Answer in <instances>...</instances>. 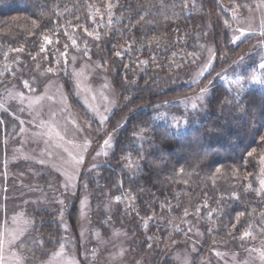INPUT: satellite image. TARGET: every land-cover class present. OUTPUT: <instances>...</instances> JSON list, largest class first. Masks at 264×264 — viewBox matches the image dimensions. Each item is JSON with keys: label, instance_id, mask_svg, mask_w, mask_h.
Returning a JSON list of instances; mask_svg holds the SVG:
<instances>
[{"label": "trees", "instance_id": "1", "mask_svg": "<svg viewBox=\"0 0 264 264\" xmlns=\"http://www.w3.org/2000/svg\"><path fill=\"white\" fill-rule=\"evenodd\" d=\"M229 1L241 4L242 0ZM108 2L117 5L112 10L111 27L107 26ZM149 3L154 5L151 14L143 10ZM159 3L160 0H0V58L10 50L11 59L19 55L20 60L28 61L40 49L43 36L63 38L79 30L90 32V22L103 15V20L96 21L100 39L94 36V41L102 58L113 66L114 89L122 101L111 116V125L121 123L125 117L127 123L116 134L114 154L98 164L101 167L84 176L87 187L80 186V190L89 196V212L97 228L104 230L105 224L111 225L115 220L131 231L132 242L135 239L143 248L149 244L153 246L148 250L153 256L148 264H175L170 251L184 243L192 232L188 223L196 229L197 222L205 237L204 249L193 263L198 264L203 253L213 245L226 244L239 233L256 232L262 227L264 198H258L255 189L264 179V142L261 141L264 137V107H261L264 90L246 88L237 101L225 90L226 85L215 79L211 95L200 103L196 100L199 107L206 110L185 108L188 122L175 137H165L160 122L151 119L152 112L158 109L156 105H161L160 109L183 110L181 104L165 105L164 102L197 96L219 72L234 69L233 62L241 55L247 53L245 61L250 63L260 56L261 50L254 46L258 34L231 43L233 35L224 24L225 20L230 21L231 10L227 4L220 8V0H167L166 10H161ZM173 3L176 4L174 8L171 7ZM184 3L188 4L187 11L182 9ZM143 15H147V19L138 25ZM117 17H122L118 23ZM33 20L38 27L33 28ZM153 36L160 37L158 46L155 42L148 45ZM141 44L145 47L141 48ZM129 45L130 51L116 55ZM208 45L212 51L203 66L209 59H214V63L208 73L198 77L197 73L204 67L193 72L204 61V48ZM193 52L195 57L189 55ZM139 58L147 63L141 64ZM124 97L129 99L126 101ZM241 105H245L244 110ZM6 127L9 130V124ZM141 128L146 129L143 135L150 137L144 144L143 160L134 146L139 141L132 136ZM1 152L0 145V157ZM129 154L142 166L140 174L132 178L130 174L135 168H124L129 160L121 158ZM181 167L185 172L177 175ZM187 173L193 175L189 183L184 184L183 181L189 179ZM1 175L0 190L4 192L10 187L4 188ZM22 178L21 174H16L13 182ZM249 186L252 191L245 193ZM234 192L237 199L231 198ZM114 195L122 197L121 203L114 205ZM128 195L129 202L126 201ZM74 197L76 205L78 194ZM36 200L41 203H35L34 227L31 240L27 242L32 244L34 239H41L47 245L62 234L58 219L60 204L50 205L39 197ZM205 201L207 207H201ZM161 204L165 208L162 209ZM169 204L171 211L167 209ZM197 207L202 211L197 213ZM185 209L192 214L185 217ZM209 212H212L211 217ZM240 212L245 215L237 223ZM153 214L154 218L146 226L144 217ZM67 215L68 224L75 231L76 206ZM161 216L164 219H160Z\"/></svg>", "mask_w": 264, "mask_h": 264}, {"label": "rangeland", "instance_id": "2", "mask_svg": "<svg viewBox=\"0 0 264 264\" xmlns=\"http://www.w3.org/2000/svg\"><path fill=\"white\" fill-rule=\"evenodd\" d=\"M220 1L227 4L226 7L231 10L230 27H227L231 34H238L233 30L241 27L255 29V35L258 34L254 39L256 46L260 39L261 23L264 21V6H261V0H242L241 4L230 3L229 0ZM233 13L235 20L232 19ZM94 19L90 22V32H97L96 21L103 20V15ZM90 32L79 30L76 34L65 35L63 38L45 35L51 42L45 43L43 36L40 49L32 54L28 61L20 60L19 55L11 59L10 50L4 53V58H0V175L3 176L4 188L10 187L4 192L0 190V264H18L17 258L20 264H71L72 261L77 264H148L153 258L148 251L153 246L143 248L135 239L132 242L131 231L117 221L113 220L111 225L105 224L107 227L104 230L97 228L93 216H90L89 196L80 190V186L86 188L85 180L89 175L87 170L91 164H100L107 158L101 156L93 159L99 150V144L116 127L111 125V116L122 105L113 85V66L102 58L94 35H89ZM42 47L44 51H41ZM204 49L205 59L194 74L204 67L203 64L210 55V50L212 51L209 45ZM260 50V56H257L254 62L245 61L248 59L247 53L246 56L245 53L241 55L244 58L243 63L235 64L234 69L227 68L219 72L227 79L217 80L227 86V80L242 77L245 89L252 86L264 90V84L251 82L256 77L264 79V69L258 67L261 57H264V47H260ZM105 61L107 63H104ZM140 61L142 59L139 58ZM49 68L52 69L51 72L47 71ZM245 68L248 71L245 72ZM24 81L29 82L32 90L24 86ZM236 89L237 86L233 85L232 92L235 93ZM113 100L115 105L109 103ZM193 102H196V96L188 98L187 106L181 104L183 110L158 108L152 112V116L166 112L169 116L175 115L179 122L184 123L183 118L188 114L185 108H191ZM91 108L111 117L103 133L97 134L99 121L93 118ZM105 108H111L112 112L105 113ZM90 118L93 122L90 127H86ZM6 124H9V130ZM77 125L84 130H77ZM184 129L185 127L181 130ZM87 137H91L92 143L84 153L85 163L79 166L82 174L73 180L74 191L78 194L76 205L75 197L72 201H66L68 207L65 208L63 216L64 224L67 225V213L76 206L75 231L69 224L66 228L63 226L59 213L62 234L49 244L37 248L33 243L27 242L31 240L34 227L32 213L37 210L33 201H37L36 197H39L51 205L58 203V198H63L65 190L59 185L66 175L73 174L72 157L78 154V146ZM41 160L44 163H40ZM16 174H21L23 178L13 182ZM49 184L53 187L49 188ZM123 195L126 198L125 191ZM116 197L117 195L112 197L114 205L121 203ZM84 198H87L85 216L81 218L80 201ZM129 200L128 195L126 201ZM102 207L106 210V206ZM205 212L207 214V211ZM148 217L150 216L144 217L146 226L149 225ZM262 222L264 225V218ZM195 224L196 229L188 223L192 232L184 243L170 251L175 264H193L204 249V234L199 224ZM21 230L23 235H19ZM81 231L84 233L83 238ZM248 232L250 235L243 239L241 237L245 232L231 238L226 244L213 245L203 253L198 264H264V227L256 232ZM18 235L19 239L13 240V237ZM61 243L64 244L62 255L54 256L53 253L60 251ZM121 249L124 250L122 255L119 254Z\"/></svg>", "mask_w": 264, "mask_h": 264}, {"label": "snow or ice", "instance_id": "3", "mask_svg": "<svg viewBox=\"0 0 264 264\" xmlns=\"http://www.w3.org/2000/svg\"><path fill=\"white\" fill-rule=\"evenodd\" d=\"M42 6H46V5H42ZM261 6H264V0H261ZM89 7H91V5ZM114 7H117V5L113 4L112 2H108L106 4V9H107V12H108V15H109V20L107 22V26L108 27H111V25L113 23L112 10H113ZM153 7H154V5L149 3L147 5V7L145 9H143V10L147 14H151V11H152ZM168 7H169V4L167 3V0H160L159 8L161 10H166V9H168ZM171 7H173V8L176 7V4L173 3L171 5ZM193 7H194V5H193ZM220 8H225V5L221 4ZM182 9L184 11H187L188 10V4L184 3L182 5ZM137 14H139V13H137ZM173 15H176V13H173ZM77 19H79V18H77ZM121 19H122V17H117L116 18V22L118 23ZM146 19H147V15L140 16V20L137 21V24L138 25L143 24V22ZM232 19L233 20L236 19L235 13H233ZM224 24H225V27H230V24H229V22L227 20L224 21ZM32 26H33V28L38 27V23H37L36 20L32 21ZM85 31H87V29H85ZM233 31H234V33H238V34H234L232 36V38H231V43H233V44H236L238 41L242 42L244 38L255 34V29H252L250 27L248 29H245V28L241 27V28H238V29H234ZM89 35H94L97 40L100 39V33L99 32H90ZM159 40H160L159 36H153L151 38V40L148 41V45L150 46L151 44H153L155 42L157 44V46H158ZM44 41H45V43H50L51 42L48 39L47 36L44 37ZM132 43H135V41H133ZM73 44H75V40H73ZM143 47H145V45L141 44V48H143ZM255 47H264V21H262V23H261L260 39H259L258 44ZM130 50H131V45H129L123 51H117L116 55L117 56H122L124 54V52L130 51ZM41 51H44L43 47L41 48ZM210 52H211V50H210ZM61 55H63V53ZM189 55L195 57L196 53L193 52V53H190ZM212 56L214 58V53H212ZM243 60H244V58L241 57L239 60L234 61L233 63L234 64H240V63H243ZM104 63H107V61H105ZM140 63L141 64H145V63H147V61H140ZM213 63H214V59H209L207 61V63L205 64L204 68L199 73H197V76L198 77H203L205 75V73H208L209 69L212 68ZM101 66L102 65H98V67H101ZM124 67L127 69L128 65H124ZM258 67L261 68V69H264V57H261V61H260L259 65H258ZM47 71L51 72L52 69L49 68ZM254 71H255V69H253V72ZM215 79L226 80L227 77L221 76L220 74H217L216 78H214L213 80H209L208 84L204 88L200 89L199 94L196 96V100L197 101H203V100H205V98L207 96L211 95L212 87H213V85L215 83ZM251 82L252 83H257V84H264V79H262L260 77H256ZM133 83H135V82H133ZM233 85L237 86V89H236L235 93L232 92V86ZM24 86L25 87H29L30 90H32L28 81H24ZM225 90L229 93V95H233L234 98L237 101H239L241 99L242 95L245 92V85H244V82H243V78L242 77H238V78H236L234 80H227V86H226ZM64 99L66 100L67 97H65ZM105 99H107V98H105ZM124 99L127 101L129 99V97H124ZM187 101H188V98H185L183 100L178 99L176 101H165L164 104L165 105H167V104H185V106H187ZM109 103H111L112 105H115L116 102L113 100V101H110ZM155 107L159 108V107H161V105H156ZM190 107L194 111H196V110H202V111L206 110V109H201L199 107L198 103H196V102L191 103ZM244 107H245V105H241V110H244ZM261 107H264V102H262ZM90 110L93 113V118L95 120L99 121V127L97 128V134L103 133L106 130L107 122L110 120V116L107 115V114H101L99 112V110L96 109V108H91ZM132 111H135V109H133ZM111 112H112L111 108H105V113H111ZM151 119L153 121H155V122H160L159 126L163 129L165 137H175L177 135V133L182 128L186 127V123H187V117L186 116L183 118L184 119V123H181V122H179L178 118L175 115L169 116L166 112H161V113L155 114V115H153L151 117ZM165 121H167V123H163ZM92 122H93V119L90 118L89 121L86 124V127H90ZM74 123H75V121H74ZM126 123H127V117L123 118L122 122L118 123L116 125V127L113 129V131L107 134V136L103 139L102 143L99 144V150L96 151L95 156L93 157L94 160L99 158V157H101V156L108 157L110 154H114L116 134L126 125ZM153 126H156V125H150L149 127H153ZM77 130L82 131L84 129L80 128L77 125ZM145 131H146L145 128H141L139 133H137V132H133L132 133V136L135 138V140L139 141V144L138 145H134V146L136 148H138L141 160L144 159V144L150 139V137L143 135V133ZM261 141L264 142V137H261ZM91 143H92L91 137H87V138H85L84 142L81 145L78 146V148H79L78 154L76 156L72 157V165H73L72 173L73 174L72 175H66L65 180L59 185V187H61V188H63L65 190L64 193L62 194L63 198H58L57 199V202L61 205V207L59 209L60 217H61V223L63 224V226L65 228L67 227V225L64 224L63 216H64L65 208L68 207V204L66 203V201H70L76 195V193L74 191L75 183L73 182V180H74V178L76 176H79V175L82 174L80 172L79 166L83 165L85 163V155H84V153H86L88 151L89 145ZM249 155H251V153H249ZM121 158L129 160V163L124 165V168L129 169V168H133L134 167L135 170H136L135 172H132L130 174V178L135 177V176L140 174V172L142 171V166H141V164L139 162L132 160L131 154H129L127 157L122 155ZM40 163H44V161L41 160ZM262 163H264V159H262ZM98 166L99 165L96 164V163L91 164V166L87 170L88 174L90 175ZM57 171H60V169H57ZM184 172H185L184 167H181L177 171L176 174L180 175V174H182ZM216 172L219 173L220 169L217 168ZM63 174L64 173H62V175ZM187 175H188L189 179L188 180H184L183 181L184 184H188L189 183V180L191 179L193 173H187ZM120 184H121V187H122L123 181H121ZM52 187L53 186L51 184H49V188H52ZM85 187H87V184H85ZM249 191H252L251 186L245 188V193H248ZM255 195L258 198H264V179L260 180V187L258 189H255ZM231 198L232 199H237L238 198L237 194L235 192L232 193ZM86 199L87 198H84V199H82L80 201V205H81L80 216H81V218H83L85 216ZM116 200L117 201H121L122 197L121 196H117ZM33 203H41V201H33ZM201 207H207V201H205V203ZM161 208L162 209L165 208V205L161 204ZM167 209L169 211H171L172 210V205H170V204L167 205ZM195 211L197 213H199L201 211V208L197 207ZM213 211H216V210L214 209ZM188 215H189V213H188L187 209H185L184 210V216L187 217ZM211 215H212V212H209L208 216L211 217ZM244 215H245L244 212H240V213L237 214V217H236L237 223L240 222V217L244 216ZM154 216H155V214H153V216L148 217V221H151L154 218ZM160 219H164V217L161 216ZM232 227L235 228L236 224H233ZM249 227L251 228L252 225H249ZM262 227H264V225H262ZM189 231H191V228H189ZM19 235H23V230H21ZM19 235L18 236H14L13 240L19 239ZM83 235H84V233H83V231H81V238H83ZM248 235H250V233L249 232H245L241 238L243 239V237H246ZM148 239L151 240L152 237H148ZM0 243H2V241H0ZM33 243L37 246V248H41L42 245H43V240L34 239ZM172 243H175V241H172ZM63 247H64V244L61 243L60 251H57L56 253H53V255L54 256L62 255ZM149 248H151V244H149ZM123 251L124 250L121 249V252L119 254L122 255ZM17 259H18V264H20L19 258H17ZM86 259H87V257H86ZM71 264H77V262L76 261H72ZM185 264H187V262H185Z\"/></svg>", "mask_w": 264, "mask_h": 264}]
</instances>
